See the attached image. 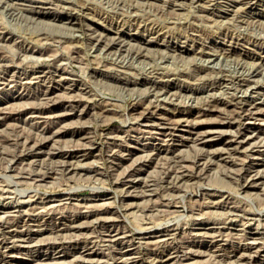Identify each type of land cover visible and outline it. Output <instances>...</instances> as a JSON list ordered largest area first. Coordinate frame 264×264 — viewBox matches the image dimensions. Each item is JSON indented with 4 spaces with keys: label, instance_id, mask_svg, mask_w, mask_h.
<instances>
[{
    "label": "rangeland",
    "instance_id": "1",
    "mask_svg": "<svg viewBox=\"0 0 264 264\" xmlns=\"http://www.w3.org/2000/svg\"><path fill=\"white\" fill-rule=\"evenodd\" d=\"M263 22L264 0H0V264H223L240 247L264 264V140L236 143L264 115L193 138L264 108Z\"/></svg>",
    "mask_w": 264,
    "mask_h": 264
},
{
    "label": "bare ground",
    "instance_id": "2",
    "mask_svg": "<svg viewBox=\"0 0 264 264\" xmlns=\"http://www.w3.org/2000/svg\"><path fill=\"white\" fill-rule=\"evenodd\" d=\"M243 1V0H242ZM165 2V1H164ZM182 2V1H181ZM211 2V1H210ZM6 3V2H5ZM84 3H85V1H84ZM28 4V3H27ZM178 4V3H177ZM196 4V3H195ZM15 6V5H14ZM173 6V5H172ZM218 6V5H217ZM52 7V6H51ZM83 7V6H82ZM134 7H136V6H134ZM243 7V6H242ZM69 8V7H68ZM176 8V7H175ZM73 9V8H72ZM76 10V9H75ZM236 10V9H235ZM43 11V10H42ZM47 11V10H46ZM72 11H74V10H72ZM88 12V11H87ZM106 14V13H105ZM233 14H234V12H233ZM246 14H247V12H246ZM134 15V14H133ZM76 16V15H75ZM243 16V15H242ZM96 18V17H95ZM131 18V17H130ZM202 18V17H201ZM234 18V17H233ZM207 19V18H206ZM240 20V19H239ZM245 20V19H244ZM97 21V20H96ZM109 21V20H108ZM122 21V20H121ZM257 21V20H256ZM136 23V22H135ZM191 23H192V21H191ZM258 23V22H257ZM260 23V22H259ZM264 23V22H263ZM139 25V24H138ZM198 25V24H197ZM165 26H167V25H165ZM69 27V26H68ZM90 27V26H89ZM88 28V27H87ZM118 28V27H117ZM185 29V28H184ZM187 30V29H186ZM197 30H198V28H197ZM94 31V30H93ZM134 31V30H133ZM1 32V31H0ZM132 33V32H131ZM158 33V32H157ZM184 34V33H183ZM195 34V33H194ZM129 35V34H128ZM196 35V34H195ZM116 36V35H115ZM234 36V35H233ZM42 37V36H41ZM154 37V36H153ZM192 37V36H191ZM199 37V36H198ZM44 38V37H43ZM114 38V37H113ZM118 38V37H117ZM250 38V37H249ZM153 39V38H152ZM17 40V39H16ZM129 40V39H128ZM183 40V39H182ZM235 40V39H234ZM46 41V40H45ZM126 41V40H125ZM229 41V40H228ZM233 40L231 39V42H232ZM264 41V40H263ZM38 42H39V40H38ZM201 42V41H200ZM237 42H239V41H237ZM113 43V42H112ZM161 43V42H160ZM236 43V42H235ZM240 43H241V41H240ZM239 43V44H240ZM130 44V43H129ZM131 44H133V43H131ZM231 44V43H230ZM238 44V43H237ZM124 45V44H123ZM27 46H28V44H27ZM92 46V45H91ZM93 47V46H92ZM231 47V46H230ZM151 48V47H150ZM44 49V48H43ZM200 49V48H199ZM230 49V48H229ZM32 50V49H31ZM99 50H101V49H99ZM103 50V49H102ZM228 50V49H227ZM109 51V50H108ZM127 51V50H126ZM112 52V51H111ZM110 52V53H111ZM147 52H149L148 50H147ZM261 52V51H260ZM105 53V52H104ZM146 53V52H145ZM202 53V52H201ZM211 53V52H210ZM256 53V52H255ZM262 53V52H261ZM141 54V53H140ZM257 54V53H256ZM25 55V54H24ZM213 55H214V53H213ZM221 55V54H220ZM106 56V55H105ZM139 56V55H138ZM223 56V55H222ZM221 56V57H222ZM54 57V56H53ZM233 57V56H232ZM235 57V56H234ZM5 58V57H4ZM223 58V57H222ZM228 58V57H227ZM263 60V59H262ZM18 62V61H17ZM16 63V62H15ZM56 64V63H55ZM60 64H61V62H60ZM61 67V66H60ZM207 69V68H206ZM261 69V68H260ZM24 70V69H23ZM28 70V69H27ZM61 70V69H60ZM162 70V69H161ZM214 72V71H213ZM219 72V71H218ZM121 73H123V72H121ZM125 73V72H124ZM150 73V72H149ZM118 74V73H117ZM42 75V74H41ZM262 75V74H261ZM201 77V76H200ZM224 77V76H223ZM247 77V76H246ZM145 78V77H144ZM155 78V77H154ZM19 79V78H18ZM58 79V78H57ZM70 79V78H69ZM164 79V78H163ZM170 80V79H169ZM209 80V79H208ZM225 80H227V79H222V81H225ZM1 81V80H0ZM24 81V80H23ZM30 81V80H29ZM154 81V80H153ZM213 81V80H212ZM215 83V82H214ZM230 83V82H229ZM255 84V83H254ZM66 85V84H65ZM256 85V84H255ZM118 86V85H117ZM226 86V85H225ZM10 87V86H9ZM67 87V86H66ZM251 87V86H250ZM217 88H219V87H217ZM26 89V88H25ZM39 89V88H38ZM78 89V88H77ZM65 91V90H64ZM78 91V90H77ZM61 93V92H60ZM76 93H78V92H76ZM150 93V92H149ZM208 93V92H207ZM156 94V93H155ZM176 94V93H175ZM45 95V94H44ZM65 95H67V94H65ZM64 94H63V96H65ZM172 95H173V93H172ZM54 96V95H53ZM62 96V95H61ZM227 96V95H226ZM226 96H225V98H226ZM252 96H253V94H252ZM27 97V96H26ZM51 97V96H50ZM219 97V96H218ZM234 98V97H233ZM232 98V99H233ZM62 99V98H61ZM231 99V100H232ZM46 100V99H45ZM49 100V99H48ZM68 100V99H67ZM212 100V99H211ZM242 100V99H241ZM58 101V100H57ZM204 101V100H203ZM215 101V100H214ZM252 101V100H251ZM260 101V100H259ZM110 102V101H109ZM170 102V101H169ZM233 102V101H232ZM250 102V101H249ZM34 103V102H33ZM111 103V102H110ZM229 103H230V101H229ZM240 103H242V102H239V101H236V102H234V104L235 105H237L238 106V104H240ZM244 103V102H243ZM263 103V102H262ZM41 104V103H40ZM102 104V103H101ZM141 104V103H140ZM144 104V103H143ZM232 104V103H231ZM245 104V103H244ZM111 105V104H110ZM156 105V104H155ZM209 105V107L207 108V109H205L204 110V112L202 113V111H201V113H197L196 115H198V114H200L201 116H203V115H206L207 116V114H212V112H215V111H213V110H215V109H219L220 107L218 106L219 105V102H214V103H210V104H208ZM228 105V104H227ZM4 106V105H3ZM180 106V105H179ZM219 108H218V107ZM226 106V105H225ZM249 106H250V108L248 107L247 109L246 108H244V109H242V114L241 115H232V116H230V117H226V118H224V119H222L223 121L222 122H219L218 124H215V127H211V130H207V131H204V132H201V133H199V132H196V137L194 136L193 138H195L196 140H198L199 142H200V144H202V145H204V144H206V143H212V144H215L216 142L215 141H213L212 139H214V137L215 136H219L220 137V140L221 139H223L224 138V135H225V133L227 134L228 132H226L225 131V129L227 128V127H229L230 125H232L236 120V118H242V117H244V118H249L250 116H251V118H252V116H254V117H260V116H263L264 115V108H259V107H257V106H254V104H251V103H249ZM40 107V106H39ZM205 107V106H204ZM148 108V107H147ZM226 108V107H225ZM224 108V109H225ZM235 108V107H234ZM238 108V107H237ZM1 109H3V110H5V108H1ZM19 110V109H18ZM220 110V109H219ZM226 110V109H225ZM239 110H240V106H239ZM222 111H223V109H222ZM123 112V111H122ZM146 112V111H145ZM144 112V113H145ZM221 112V111H220ZM228 112V111H227ZM240 112V111H239ZM66 113V112H65ZM120 113V112H119ZM133 113V112H132ZM142 113V112H141ZM224 113V112H223ZM35 114V113H34ZM58 114V113H57ZM60 114H61V112H60ZM63 114V113H62ZM229 114V113H228ZM39 115V114H38ZM65 115V114H64ZM229 116V115H228ZM143 117V116H142ZM199 117V116H198ZM197 117V118H198ZM253 117V118H254ZM204 118V117H203ZM161 119V118H160ZM165 119H170V118H165ZM179 119V118H178ZM195 119V118H194ZM208 119V118H207ZM210 119V118H209ZM255 120H256V118H254ZM262 119V118H261ZM78 120V119H77ZM156 120V119H155ZM171 120V119H170ZM235 120V121H234ZM53 121V120H52ZM234 121V122H233ZM239 121V120H238ZM247 121V120H246ZM254 121V120H253ZM259 121V120H258ZM262 121V120H261ZM165 122H167V121H165ZM164 122V123H165ZM155 123V122H154ZM261 123V122H260ZM81 124V123H80ZM151 124V123H150ZM161 124V123H160ZM170 124V126H167V127H165V129H167L168 131L169 130H172L173 128H176L175 126H179L178 125V122H175V123H169ZM190 124V123H189ZM145 125V124H144ZM159 125V124H158ZM172 125V126H171ZM174 125V126H173ZM261 125V124H260ZM63 126V125H62ZM69 126V125H68ZM191 126H193V125H191ZM247 127V126H246ZM138 129V128H137ZM162 129V128H161ZM248 129V128H247ZM174 130V129H173ZM233 130V129H232ZM231 130V131H232ZM57 131V130H56ZM167 131V132H168ZM236 131V130H235ZM242 131H245V130H242ZM60 132V131H59ZM241 132H238L237 134H236V132H235V134L236 135H239ZM162 134V133H161ZM230 134V133H229ZM52 135V134H51ZM232 135H233V133H232ZM261 135L262 136H264V131H261V130H258V129H250L248 132H243V134L242 135H240L239 137H236V143L238 144V146H240V147H242V146H244L245 144H250V145H252V144H255L257 141H254V140H260V141H263L264 140V138H261ZM48 136V135H47ZM172 136V135H171ZM116 137V136H115ZM3 138V137H2ZM120 138V137H119ZM216 138V137H215ZM226 138V137H225ZM233 138H235L234 136H233ZM17 139V138H16ZM36 139H38V138H36ZM43 139V138H42ZM173 139V138H172ZM25 141H26V139H24ZM215 140V139H214ZM80 141V140H79ZM198 141H196L197 143H199ZM229 140H228V138H227V141L226 142H228ZM252 141H254V142H252ZM260 141H259V143H260ZM15 143V142H14ZM229 143H230V141H229ZM24 144V143H23ZM264 144V143H263ZM1 145V144H0ZM34 145V144H33ZM123 145V144H122ZM147 145V144H146ZM14 146V145H13ZM25 146V145H24ZM190 146V145H189ZM249 146V145H248ZM247 146V147H248ZM256 146H258V145H256ZM2 147V146H1ZM193 147V146H192ZM205 147V146H204ZM224 147V146H223ZM228 147V146H227ZM230 147V146H229ZM231 147H235V146H231ZM22 148V147H21ZM38 148V147H37ZM225 148V147H224ZM243 148V147H242ZM5 149V148H4ZM74 149V148H73ZM217 149V148H216ZM215 149V150H216ZM225 149H227L226 151H228L227 152V154L231 151H229L228 150V148H225ZM231 149H233V148H231ZM235 149H236V147H235ZM79 150V149H78ZM214 150V151H215ZM218 150V149H217ZM222 150V149H221ZM259 150V149H258ZM182 151V150H181ZM152 152V151H151ZM151 152H149V153H151ZM218 152V151H217ZM217 152L215 153L216 155H217ZM224 151H221V153H223ZM186 153V152H185ZM188 153H189V150H188ZM212 153V152H211ZM12 155V154H11ZM18 155V154H17ZM118 155V154H117ZM146 155V154H145ZM148 155V154H147ZM189 156H190V154H188ZM187 155V156H188ZM191 155H193L192 153H191ZM202 155V154H201ZM231 155V154H230ZM14 156V155H13ZM34 156V155H33ZM47 156V155H46ZM140 156H142V155H140ZM139 156V157H140ZM228 156V155H227ZM235 156V155H234ZM251 156V155H250ZM157 157V156H156ZM169 157V156H168ZM203 157V156H202ZM229 157H231V156H229ZM6 158V157H5ZM9 158V157H8ZM195 159H196V157H194ZM201 158V157H200ZM204 158V157H203ZM221 158H222V155H221ZM258 158H260V157H258ZM11 159V158H10ZM140 159V158H139ZM161 159V158H160ZM12 160V159H11ZM61 160V159H60ZM194 160V159H193ZM192 160V161H193ZM198 160V159H197ZM218 160V159H217ZM228 160H229V158H228ZM8 161V160H7ZM52 161V160H51ZM54 161L55 160H53V163H54ZM149 161V160H148ZM170 161V160H169ZM221 161V160H220ZM224 161V160H223ZM230 161V160H229ZM47 162H49V161H47ZM158 162V161H157ZM165 162V161H164ZM201 162H203V161H201ZM213 162V161H212ZM39 163V162H38ZM61 163H63V162H61ZM163 163V162H162ZM173 163V162H172ZM182 163V162H181ZM193 163V162H192ZM199 163V162H198ZM205 163V162H204ZM220 163V162H219ZM231 163V162H230ZM243 163V162H242ZM26 164V163H25ZM168 164H170V163H168ZM180 164V163H179ZM236 164H237V162H236ZM239 164V163H238ZM246 164V163H245ZM81 165V164H80ZM242 165V164H241ZM244 165V164H243ZM120 166V165H119ZM253 166V165H252ZM36 167V166H35ZM49 167V166H48ZM124 167H126V166H124ZM12 168V167H11ZM50 169V168H49ZM243 170V169H242ZM23 171V170H22ZM47 171H48V169H47ZM56 171V170H55ZM225 171V170H224ZM241 171H239V173H240ZM71 173H73V172H71ZM182 173V172H181ZM260 173V172H259ZM264 173V172H263ZM175 174V173H174ZM183 174V173H182ZM241 174V173H240ZM245 174V173H244ZM72 175V174H71ZM172 175V174H171ZM176 175V174H175ZM235 175V174H234ZM247 175V174H246ZM262 175H264V174H262ZM5 176V175H4ZM18 176V175H17ZM50 176V175H49ZM54 176V175H53ZM255 176V175H254ZM260 176V175H259ZM28 177V176H27ZM137 177V176H136ZM172 177V176H171ZM176 177V176H175ZM240 177V176H239ZM243 177H244V175H243ZM248 178V177H247ZM260 178V177H259ZM31 179V178H30ZM246 179V178H245ZM35 180V179H34ZM159 180V179H158ZM247 180V179H246ZM257 179H253L252 181L253 182H255ZM174 181V180H173ZM127 182V181H126ZM192 182V181H191ZM130 183V182H129ZM156 183V182H155ZM251 183V182H250ZM255 183H257V181L255 182ZM147 184V183H146ZM253 184V183H252ZM162 185V184H161ZM255 185V184H254ZM144 186V185H143ZM200 186V185H199ZM253 186V185H252ZM145 187V186H144ZM130 190V189H129ZM128 190V191H129ZM140 190V189H139ZM141 191V190H140ZM181 192V191H180ZM257 192V191H256ZM168 193V192H167ZM1 194V193H0ZM14 194V193H13ZM139 194V193H138ZM142 194V193H141ZM182 194V193H181ZM259 194V193H258ZM9 195V194H8ZM133 195V194H132ZM159 195V194H158ZM179 195V194H178ZM141 196V195H140ZM161 198V197H160ZM205 199V198H204ZM17 200V199H16ZM39 200V199H38ZM61 201V200H60ZM226 201V200H225ZM180 202V201H179ZM75 205V204H74ZM53 206V205H52ZM238 206V205H237ZM37 207V206H36ZM39 207V206H38ZM41 207V206H40ZM45 207V206H44ZM102 208V207H101ZM127 208V207H126ZM168 208V207H167ZM30 209V208H29ZM85 209H87V207L85 208ZM148 209V208H147ZM168 210V209H167ZM195 210V209H194ZM216 210V209H215ZM30 211V210H29ZM89 211V210H88ZM177 211V210H176ZM221 211V210H220ZM165 212V211H164ZM25 213V212H24ZM262 213V212H261ZM14 214V213H13ZM196 214V213H195ZM228 215V214H227ZM241 215V214H240ZM41 216V215H40ZM88 216V215H87ZM86 216V217H87ZM224 216V215H223ZM7 217V216H6ZM105 217V216H104ZM43 218V217H42ZM61 219V218H60ZM105 219V218H104ZM258 219V218H257ZM9 220V219H8ZM96 220H97V218H96ZM231 220H233V219H231ZM62 221V220H61ZM71 221V220H70ZM91 221V220H90ZM105 221V220H104ZM225 221V220H224ZM82 222V221H81ZM89 222V221H88ZM39 223V222H38ZM82 223H84V222H82ZM252 223V222H251ZM36 224V223H35ZM64 224V223H63ZM66 224V223H65ZM71 225V224H70ZM73 225V224H72ZM71 225V226H72ZM64 226V225H63ZM216 226V225H215ZM231 226V225H230ZM68 227V226H67ZM73 227V226H72ZM77 227V226H76ZM65 229H66V227H64ZM79 228V227H78ZM72 229H74V228H72ZM120 229V228H119ZM247 229V228H246ZM16 230V229H15ZM79 230V229H78ZM125 230V229H124ZM116 231V230H115ZM22 232V231H21ZM105 232V231H104ZM122 232V231H121ZM222 232V231H221ZM68 233V232H67ZM130 233V232H129ZM193 233V232H192ZM198 233V232H197ZM48 234V233H47ZM88 234V233H87ZM112 233H110L109 235H111ZM118 234V233H117ZM125 234V233H124ZM201 234V233H200ZM212 234V233H211ZM240 234V233H239ZM46 235V234H45ZM188 235V234H187ZM12 236V235H11ZM15 236V235H14ZM120 236H122V235H120ZM237 236V235H236ZM52 237H54V236H52ZM61 237V236H60ZM70 237V236H69ZM78 237V236H77ZM113 237H116V238H118L117 236H114V235H111V239L113 238ZM168 237V236H167ZM27 238V237H26ZM26 238H24V239H21V240H23V241H25V242H29V240L28 239H26ZM110 238V237H109ZM120 238V237H119ZM49 239V238H48ZM95 239V238H94ZM110 239V240H111ZM191 239V238H190ZM18 240V239H17ZM36 240V239H35ZM50 240V239H49ZM93 240V239H92ZM109 240V239H108ZM211 240V239H210ZM39 241H40V239H39ZM121 241V240H120ZM212 241V240H211ZM262 241V240H261ZM50 242V241H49ZM160 242V241H159ZM112 243V242H111ZM0 244H3V241H0ZM38 244V243H37ZM31 245V244H30ZM247 245V244H246ZM9 246V245H8ZM76 246V245H75ZM237 246V245H236ZM240 246V245H239ZM249 246V245H248ZM26 247V246H25ZM84 247V246H83ZM105 247V246H104ZM219 247V246H218ZM221 248V247H220ZM248 248V247H247ZM84 249V248H83ZM115 249V248H114ZM246 249V248H245ZM50 250V249H49ZM182 250V249H181ZM219 250V249H218ZM223 250V249H222ZM228 250V249H227ZM244 250V248H242V247H240V248H236V249H233L232 251H228L227 253H226V255H224V258L223 259H221V261H222V263L223 264H249V263H251V262H253L254 260H255V257L254 256H252V255H246L245 254V252L243 253L242 251ZM91 251V250H90ZM245 251V250H244ZM247 251V250H246ZM176 252V254H177V251H175ZM197 252V251H196ZM216 252V251H215ZM254 252V251H253ZM258 252V251H257ZM172 252H163V254L161 255V257H160V264H175V262H174V260H172V259H174L173 258V254H171ZM200 253V252H199ZM210 253V252H209ZM218 253V252H217ZM224 253V252H223ZM19 254V253H18ZM71 254V253H70ZM104 254V253H103ZM175 254V253H174ZM175 254V255H176ZM250 254H251V252H250ZM254 254V253H253ZM258 254V253H257ZM9 255V254H8ZM156 255V254H155ZM214 255V254H213ZM256 255V254H255ZM208 256V255H207ZM72 257V256H71ZM175 257H177V255L175 256ZM42 259V258H41ZM213 259H215V258H213ZM108 260V259H107ZM124 260V259H123ZM146 260V259H145ZM172 260V262L170 263V261ZM220 260V259H219ZM218 260V261H219ZM60 261V260H59ZM86 261V260H85ZM195 261V260H194ZM203 261V260H202ZM45 262V261H44ZM51 262H53V261H51ZM110 262V261H109ZM178 262V261H177ZM217 262V261H216ZM195 263H196V261H195ZM155 264V263H154ZM158 264V263H157ZM183 264V263H182ZM217 264V263H216ZM253 264V263H252Z\"/></svg>",
    "mask_w": 264,
    "mask_h": 264
}]
</instances>
